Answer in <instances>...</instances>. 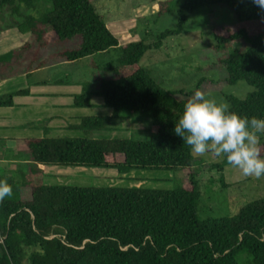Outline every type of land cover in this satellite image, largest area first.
I'll return each mask as SVG.
<instances>
[{
  "label": "trees",
  "instance_id": "trees-1",
  "mask_svg": "<svg viewBox=\"0 0 264 264\" xmlns=\"http://www.w3.org/2000/svg\"><path fill=\"white\" fill-rule=\"evenodd\" d=\"M149 1L157 3L158 14L167 10L166 1ZM36 2L0 0V11L8 8L11 19L4 27L14 26L28 34L18 49L0 53V81L14 75L18 53L27 62L23 73L28 74L45 65L37 60L42 48L55 47L48 60L74 61L118 46V59L107 65L95 86L112 113L81 117L79 126L108 128L122 118L119 109L126 108L136 114L149 113L150 135L146 140L26 137L33 160L42 165L122 171H182L187 177L176 189H149L48 185L37 167L20 174L19 184L0 174L13 189L10 197L0 201V264H240V251L248 254L252 264H264V197L232 216L201 219L197 214L200 183L195 167L199 163L173 132L192 92L162 86L140 64L150 45L142 41L119 44L94 0H48L45 13H21V6L33 9ZM213 4L228 6L238 18L234 25L211 30L214 47L241 39L248 42L243 52L222 61L224 81L242 80L254 89L245 98L229 95L226 100L241 115L264 116V12L253 0H184L177 28L162 36L180 34L187 12ZM92 85L86 82L81 93L74 95L75 106L90 105ZM28 92L23 88L1 94L0 107L13 105L14 95ZM261 151L264 154V141ZM212 167L222 170L220 165Z\"/></svg>",
  "mask_w": 264,
  "mask_h": 264
},
{
  "label": "rangeland",
  "instance_id": "rangeland-1",
  "mask_svg": "<svg viewBox=\"0 0 264 264\" xmlns=\"http://www.w3.org/2000/svg\"><path fill=\"white\" fill-rule=\"evenodd\" d=\"M167 2V10L158 14V5L149 0H94L96 10L100 13L110 31L117 37L119 44L132 41H142L150 45L142 57L140 64L147 68L151 75L165 88L184 93L200 90L217 102H225L226 96L234 95L245 98L253 87L245 81L227 84L224 79L226 71L222 64L230 55L243 52L248 47L244 39L225 45L219 49L214 47L212 29L218 26L234 25L238 22L235 12L226 5L213 4L196 8L186 13V22L180 34L165 35V31L177 28L179 8L184 0H163ZM49 10L48 0H37L33 9L20 7L22 14L40 15ZM0 28L11 21L8 8L0 11ZM21 20L20 17H16ZM28 39L27 33H18L15 28L5 32L0 30V53L18 49ZM55 49L49 46L40 49L38 61H45V65L37 70L34 79L47 81V93H64L63 101L69 105L67 95L80 94L86 82H92L90 88V107L64 109L71 111L79 117L89 115H108L112 112L110 107L103 104V97L97 92L96 82L105 75L109 63H114L120 55L117 47L74 61L48 60L46 57ZM23 54H16L18 64L15 73L10 78L0 81V95L16 89L31 86V79L24 76L26 61H21ZM20 62V63H19ZM21 71V73H19ZM58 82L55 84L54 81ZM38 91L33 90L32 97L25 99L13 96L16 106L13 108H0V121H5L10 129H3L4 133L18 136H42L41 128L52 126L54 121L46 117L53 113L50 106L54 98H44L42 115L37 119L30 112L18 109V106L28 102L37 104ZM180 97V96H179ZM39 103V102H38ZM229 104V103H228ZM121 119L111 122L108 128H82L79 120L69 118L65 124L74 125L70 130L57 129L51 132L54 136L65 135L68 137L84 136L93 139L125 138L132 140H146L150 135V115L147 112L133 113L126 108H120ZM23 123V127L18 126ZM35 125L36 127H33ZM38 126H41L40 129ZM38 128V129H37ZM0 135L5 136L4 133ZM264 136L261 137V142ZM16 148L7 149L6 155L13 156L16 151L18 169L28 170L40 168L41 177L48 185H77V186H124L144 187L149 189H176L180 187L186 174L182 171L168 170H143L131 169L122 171L112 167H76L61 165L69 171H61V175L54 177L46 167L37 164L27 147L19 140ZM198 167L196 176L200 183V196L197 205V214L201 219L227 217L236 214L241 207L249 202L264 197V176H244L239 169L228 164L223 158L216 157L207 152L203 156H196ZM212 165L222 166V170L213 168ZM66 166V167H64ZM0 167H5L0 162ZM58 168V167H56ZM70 168V169H68ZM13 172V170H11ZM20 172V171H19ZM25 172V171H24ZM9 177V176H8ZM13 179H19L15 173ZM11 179L12 181H14ZM20 183V182H13ZM14 197V194H13ZM240 264H252L248 254L240 251L237 255Z\"/></svg>",
  "mask_w": 264,
  "mask_h": 264
},
{
  "label": "clouds",
  "instance_id": "clouds-1",
  "mask_svg": "<svg viewBox=\"0 0 264 264\" xmlns=\"http://www.w3.org/2000/svg\"><path fill=\"white\" fill-rule=\"evenodd\" d=\"M264 12V0H253ZM173 132L196 156L207 152L224 158L244 176H264V116H246L231 110L225 102H217L204 92L195 90L183 104L175 120ZM12 186L0 179V201L10 197Z\"/></svg>",
  "mask_w": 264,
  "mask_h": 264
},
{
  "label": "crops",
  "instance_id": "crops-1",
  "mask_svg": "<svg viewBox=\"0 0 264 264\" xmlns=\"http://www.w3.org/2000/svg\"><path fill=\"white\" fill-rule=\"evenodd\" d=\"M0 19H1V16H0ZM0 22H1V20H0ZM9 28H15L18 33H21L14 26L4 27L3 30L5 32H7V31H9ZM0 30L3 31L2 29H0ZM40 68L41 67L32 69L28 74H24V76H26L27 78L31 79V86L33 87V89H29L27 87H24L25 89H27L29 91L28 93L18 94V95H14V96L22 97V98H25V99H29L30 97H32L34 89L36 91H38L39 93L37 95V104L34 105V103H31V105H30L28 102H25V103H23V104L18 106L19 110H22V112L23 111H28L34 117H36L37 119L42 115L43 105H44L43 104L44 103V101H43L44 98H46V97L54 98V100H51L52 104L50 103V106H51V108L54 111H53V113H50L46 117L47 120L49 119L50 121H54V122L52 123V126L46 125L43 128H41V130H40L41 133L40 134H43V135H46V136H49V137H57V136H54L51 132L56 131L57 129L70 130L71 128L74 127V125H72V124H67L66 125L65 124V120L66 119L76 118L80 122L79 115H74V113H72L71 111L66 113L64 111V109H66V108L70 109L73 106L76 107V108L83 109V108H89L90 105L86 106V107L75 106L74 103H73V97H74L75 94H72V93H69V95H67V98L69 99V102H70L69 105H65L64 104V101H63V97H65L64 93H60V92L59 93L58 92L57 93H53V92L47 93L45 91V88H43V87H45L47 85V81L44 80V79H34V78H32L34 73L37 70H39ZM4 79H6V78H4ZM57 82H58V80L54 81L55 84ZM20 89H23V88H20ZM16 90H19V89H16ZM16 90H14V91H16ZM15 106H16V104H15V102H13V105L8 106L7 108H13ZM4 107L5 106H2L0 108H4ZM111 113L112 112H109V114H111ZM116 120H119V119H116ZM16 124H18V126H20L19 129H21V127H23V123H21V122H18ZM33 127H36V126L33 125ZM40 127L41 126H38L39 129H40ZM10 128L11 127H8V125H7V123L5 121H0V131H2L3 129H10ZM1 133H4V132L2 131ZM4 134H5V136L0 135V162L4 163L6 168L5 167L4 168L0 167V174L9 176L11 179H13L12 177L15 176L16 172L18 173V176H19L24 171L27 172V170H23L22 171L21 169H18L19 168L18 164H17L18 158H17V154H15L16 151H12L11 154H13V156H9L8 157L6 155V151L5 150H7L8 148L9 149L16 148L17 147L16 146V141L17 140H19L21 143H23L25 145L24 139L26 137H42L43 135L42 136H25V135H22V136H18V138H15L13 134H8V133H4ZM58 136H65V135H58ZM39 165H42V164H39ZM42 166L46 167L45 169H47V171H49L51 174H53L54 177L61 175V171H69L66 168H59V167H61V165H42ZM56 167H58V168H56ZM64 167H66V166H64ZM68 169H70V168H68ZM11 170H13V172H11ZM13 180L16 181L17 178L16 179L14 178ZM42 181H43V179H42Z\"/></svg>",
  "mask_w": 264,
  "mask_h": 264
}]
</instances>
